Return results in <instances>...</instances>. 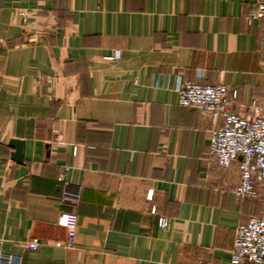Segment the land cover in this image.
I'll use <instances>...</instances> for the list:
<instances>
[{
  "label": "crops",
  "instance_id": "crops-1",
  "mask_svg": "<svg viewBox=\"0 0 264 264\" xmlns=\"http://www.w3.org/2000/svg\"><path fill=\"white\" fill-rule=\"evenodd\" d=\"M259 1L0 0V254L230 264L235 227L264 208L235 194L236 162L208 157L215 123L179 105L176 87L222 81L239 112L264 105V18H245ZM116 49L118 60L104 58ZM10 138L24 141L20 163ZM62 173L75 207L60 201Z\"/></svg>",
  "mask_w": 264,
  "mask_h": 264
},
{
  "label": "built area",
  "instance_id": "built-area-1",
  "mask_svg": "<svg viewBox=\"0 0 264 264\" xmlns=\"http://www.w3.org/2000/svg\"><path fill=\"white\" fill-rule=\"evenodd\" d=\"M19 15H23L19 12ZM246 20L264 18V1L250 6ZM121 52L116 49L104 58L115 61ZM177 103L190 106L210 116L215 126L209 134L208 157L222 168L237 163L239 172L234 192L238 197L256 198L264 185V105L253 99L245 106L246 113L236 109L238 92L228 88L222 81L216 83L185 81L176 87ZM68 169V167H65ZM60 201L72 207L79 203V192L64 180ZM151 211L154 213L155 208ZM78 216L75 211L65 212L61 224L66 231L65 247L74 246ZM158 226L164 230L170 227L165 215L157 218ZM36 239L26 243L27 248L35 249ZM20 258L12 254H0V264H19ZM230 264H264V212L251 216L246 223L238 224L234 231Z\"/></svg>",
  "mask_w": 264,
  "mask_h": 264
},
{
  "label": "water",
  "instance_id": "water-1",
  "mask_svg": "<svg viewBox=\"0 0 264 264\" xmlns=\"http://www.w3.org/2000/svg\"><path fill=\"white\" fill-rule=\"evenodd\" d=\"M8 144L13 149L10 153L11 159L19 163L22 162L24 155V141L18 138H10Z\"/></svg>",
  "mask_w": 264,
  "mask_h": 264
},
{
  "label": "rangeland",
  "instance_id": "rangeland-1",
  "mask_svg": "<svg viewBox=\"0 0 264 264\" xmlns=\"http://www.w3.org/2000/svg\"><path fill=\"white\" fill-rule=\"evenodd\" d=\"M255 201L258 204L259 211L257 213H260V208H264V185L259 189L258 196L255 198Z\"/></svg>",
  "mask_w": 264,
  "mask_h": 264
}]
</instances>
